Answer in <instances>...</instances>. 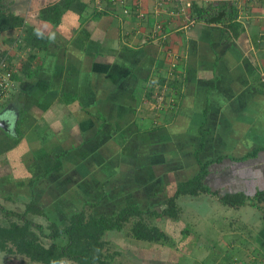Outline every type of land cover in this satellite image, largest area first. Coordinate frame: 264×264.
Listing matches in <instances>:
<instances>
[{"label": "crops", "instance_id": "1", "mask_svg": "<svg viewBox=\"0 0 264 264\" xmlns=\"http://www.w3.org/2000/svg\"><path fill=\"white\" fill-rule=\"evenodd\" d=\"M57 1L26 0L30 5L27 17L20 13L24 7L17 5L18 0L11 7L24 17L26 24L40 31L42 26L49 38L46 49L36 50L30 75L21 72L20 66L16 79L20 90L14 89L9 97L10 101L15 94L19 96L22 105L16 118H20V123L31 113H36L37 119L44 118L40 123L41 128H46L38 136L33 129V138L41 143L52 136L61 140L58 145L62 147L81 142L92 159L87 177L94 176V185H99L100 177L104 178V184L109 183V190L116 197L120 191L127 195L159 185L161 177L174 174L177 181L184 180L180 177L189 172L186 162H193L187 160L199 147L198 126L204 122L203 130L208 133L198 153L202 161L223 154L241 157L262 147L253 158L237 162L226 158L221 164H213L211 173L213 168L216 173L209 176V182L222 191H244L250 195L264 189V88L253 80L258 75L264 81V0H230L238 8L237 20L242 30L225 37L221 24L191 19L189 8L181 11L172 0H116L108 14L100 17L93 16L98 0H75L62 13L58 24L41 19L40 10ZM194 1L207 4L226 0ZM105 4L106 0H101L98 6ZM83 6L87 8L86 15ZM13 30L18 35H8L12 39V43L6 42L8 49L13 57L20 53L19 59H25L30 50L26 48V54L19 47L21 42L16 39H20V29L0 33ZM82 77L94 78L93 82H86L88 88L82 85ZM160 77L166 80L162 86L157 82ZM146 78V84L155 92L167 88L174 95L168 101L169 119L160 129L142 133L138 126L151 123L137 117L132 108L139 103L136 88ZM26 105L32 110H28V115ZM2 139L6 151L25 152L20 139L14 141L13 147L10 135L0 133ZM176 145L179 153L171 152L169 149L173 151ZM39 150L33 148L31 154ZM101 163L106 164V169L100 172ZM67 166L75 173L73 165ZM172 167L175 173L167 171ZM143 181L146 186H142ZM226 209L237 212L238 222L227 232L221 227L216 231L217 238L221 234L227 240H216L215 246L223 253L233 250L230 264H264V208ZM245 215L247 224L241 226L240 218ZM187 243L188 240L183 242L185 246ZM197 246L203 245L188 244L191 249ZM203 247L208 249L206 254L219 255L213 247ZM178 250L181 248L175 249ZM223 258L213 261L226 264Z\"/></svg>", "mask_w": 264, "mask_h": 264}, {"label": "trees", "instance_id": "2", "mask_svg": "<svg viewBox=\"0 0 264 264\" xmlns=\"http://www.w3.org/2000/svg\"><path fill=\"white\" fill-rule=\"evenodd\" d=\"M74 1L59 0L56 3L46 5L40 10L39 16L45 21L58 24L62 13ZM189 1L191 3L189 7L190 18L205 23L221 24L222 36H235L242 30L241 23L237 20L238 8L234 2L226 0L199 4L194 0ZM12 3L13 0H0V32L20 29L19 38L22 42L20 48H29L30 50L27 58L20 59L21 72L30 75L33 71L31 63L36 58V50L46 49L49 38L35 26L26 24L24 17L15 13L10 7ZM115 4L116 0H106L104 7L99 8L95 5L93 16L107 15L108 8L111 9L112 5ZM7 41L12 43V39H7ZM3 55L4 51H0V57ZM15 78H18V74H15ZM253 80L256 81L259 88H264V81H261L258 75ZM165 81L164 77L157 80L160 86ZM149 95L150 93L147 92V96ZM181 96L182 94L179 98ZM7 102L8 100L1 104L0 108L6 105ZM203 112L205 115L207 110L204 109ZM19 123L20 118L15 122L14 136L22 135V131L19 130ZM203 123L198 126L199 147L193 153L198 170L188 178L176 182L173 194L165 198V205L160 210L149 207L144 209L137 202H117L116 209L112 212L95 213L91 207L99 204V201L93 202L85 199L84 203L91 209L88 210L84 206L80 207V209L64 215L63 221L58 222L56 219L49 217L44 207L45 204L43 205L37 197L43 198L44 200L41 201L45 203L52 192L49 189L51 188L50 184L57 187L65 183L62 179L64 173L68 171L65 170V165L74 166L75 173L71 172V181L79 173L82 177L85 176L90 167L89 163L91 164L92 161L91 157L89 158L86 155L87 150L83 148V145H80V142L74 143V145L62 151L60 150L58 154L57 152H45L40 157L33 158L40 162V170L43 172H40L36 166H32L31 161L28 163L27 161H19L18 164L22 163V166L16 168V171L24 170L25 172L16 173L15 171L12 176L7 177V183L11 189L6 193L8 195L5 194L4 199L9 201L11 195L18 194V197L20 196L19 198L23 200V203L19 205L21 207L8 206L0 196V254L7 255L8 259H6L5 264H17L19 261L23 263L24 259L29 264H113V255L109 254L105 247L107 243L105 235L110 231L120 232L126 230L124 231L125 235L135 240L149 244L165 245L173 238L171 235L184 237L190 233L188 228L182 230V225L181 227L172 225L177 224L180 218L181 207L176 201L178 196L207 195L226 208L237 210L245 206H251L262 211V208H264V189H258L250 195L244 191H222L220 187H216L209 182V176L216 173L215 168L211 173L210 167L213 164H221L226 158L235 162L253 158L262 147L249 150L241 157L223 154L214 159L202 161L198 157V153L203 147L204 139L208 133L203 130ZM160 126L155 124L142 128L138 126V129L139 132L148 133V131L160 129ZM4 133L6 132L4 131ZM10 137L12 138L11 135ZM73 146L80 147V149ZM48 159L51 160L52 164L45 165L44 162ZM100 168V172L104 171L106 164L101 163ZM161 180V183H163V177ZM80 182L84 183L85 180H80ZM65 187L67 188L65 184L62 187L60 186L62 190H66ZM87 187L90 191H95L88 183ZM99 187L102 190L99 196L100 199L111 194L109 183L107 185L103 182ZM106 189L107 191H105ZM42 217L46 219V222L41 220ZM153 218L167 220L169 229L161 228L154 223ZM233 227L234 224L231 223L230 229ZM183 237L180 239H183ZM242 241L244 242V239ZM229 253H233V250H230ZM157 264H160V262Z\"/></svg>", "mask_w": 264, "mask_h": 264}, {"label": "rangeland", "instance_id": "3", "mask_svg": "<svg viewBox=\"0 0 264 264\" xmlns=\"http://www.w3.org/2000/svg\"><path fill=\"white\" fill-rule=\"evenodd\" d=\"M9 1V0H8ZM14 1V0H13ZM17 1V0H16ZM32 1V0H31ZM39 3H44L49 0H40ZM94 1V0H93ZM93 1L90 2V4H93ZM26 0H18L17 5L21 7V9H25L27 6V3H25ZM87 5V3H86ZM14 6V2L10 5V7ZM28 5L26 7V10H21L20 13H22L24 16H29L27 13ZM85 11L83 10V15L87 14V8L83 6ZM89 10V9H88ZM30 21V20H28ZM160 27V26H159ZM158 27V29H159ZM42 29L41 31L45 33L46 31L43 30L44 28L40 26ZM15 37L18 35V31H8L6 33H0V46L8 47L10 44L7 39L9 36ZM17 42H21L20 39H16ZM9 44H7V43ZM22 44L19 43V47ZM13 45H15V42L13 41ZM18 45V44H17ZM17 47V46H16ZM26 54L27 51L24 49ZM172 51V50H171ZM174 52V51H172ZM171 52V53H172ZM20 58V53H17L14 60L17 62ZM20 60V59H19ZM40 68V67H37ZM40 71V69H39ZM94 78H88V77H82V85H84V88H88L85 84L87 81L93 82ZM147 78L145 81H142L139 83V87L136 88L137 93V100L138 105L135 104V106L132 108L134 110V113L137 117L141 116L145 123L148 124L150 122V125H162L165 123L167 119H169L170 116V109H169V98H171L170 91L167 90V88H160L162 89V93L159 90L158 92H155L153 90L154 88L149 87L150 85L146 84ZM179 81V80H177ZM181 82V81H179ZM150 84V83H149ZM178 88V87H177ZM176 88V89H177ZM14 91H19L20 86L19 83L15 84ZM158 89V88H157ZM156 89V90H157ZM174 89V88H173ZM152 90V92H151ZM147 92L150 93L149 96H147ZM157 93V94H156ZM12 99V100H11ZM10 101L8 99V102L6 105L0 108V111L6 112L9 111L10 114H8L9 118H13L14 122L16 121V116L19 115V112L21 109L19 107L22 105L20 103L19 96L15 94V97L11 98ZM167 107V108H166ZM25 113L28 115V110L31 112L32 110L29 108L28 105L25 107ZM63 118V116L60 117V119ZM43 117H40L37 119L36 113H31L30 118L29 117H23L21 120V123L19 125V130L22 131V135L20 136H14L15 130L14 125L12 133L10 135L12 136L11 146L13 147L14 141L17 139H20L21 144L24 145L25 152L16 151L14 149H11L10 151H6L8 148L6 147V144L3 142V139L0 141V145H3L5 149L3 150L0 146V196L3 202H5L8 206L11 207H21L23 203V200H21L18 197V194L11 195L10 200L7 201L5 198V194L10 191V186L7 183V177L12 176V172L16 171V168L18 169L19 166L21 167V164H18L19 161H31L32 166H36L40 172H43L40 170L39 161L37 159H33L35 157H40L45 152H51L56 153L61 150L62 148L65 149L68 147L67 144H65V147L59 146L61 140H55L52 136L49 137V140H46L44 142L39 143L33 136H31L32 130H36V136L40 133V131L44 130L46 127L41 128L43 124ZM147 120V121H146ZM41 121V123H40ZM50 123H53V121H50ZM51 129V128H50ZM3 130L0 128V133ZM52 131V129H51ZM50 131V132H51ZM7 134V133H6ZM9 135V134H7ZM34 135V136H35ZM199 135V134H198ZM47 138V137H46ZM58 139H61L59 137ZM41 145V146H40ZM37 146H40V148H35ZM164 146V145H163ZM16 147V146H14ZM62 147V148H61ZM162 147V144L161 146ZM7 148V149H6ZM34 148V151L37 149H40L39 152L31 154L32 149ZM163 148V147H162ZM171 152H177L179 153L180 147L177 145L176 147H173V151ZM169 152V151H167ZM22 153V154H19ZM191 155V152L188 153ZM190 159L193 162H186L187 165V171L188 173H182V176L180 178L185 179L191 176L196 171V160L193 158V156H190L187 161H190ZM175 162V161H174ZM45 165L52 164L51 160L48 159L44 162ZM182 164V163H181ZM169 165V163H168ZM173 167L178 166L175 163H171ZM168 169L167 171H171L175 173V170ZM165 167H160V169H164ZM43 169V168H42ZM65 170L67 171L64 173V177L66 178V182L71 183H63L67 186L66 190H62L60 186L62 187L63 184L54 187L52 184H50L52 192L49 194L47 201L44 203L41 200H44L43 198L37 197L40 202L43 203L45 210L49 217L51 219H56L58 222L63 221L64 215H67L71 213L73 210L80 209V207H85L88 210L92 208V210L95 213H101V212H112L116 209L117 202L118 203H126V202H137L142 208H156L161 209L164 207V200L166 197L171 196L175 190L176 184L174 182H177V177L175 175H169L166 179L163 178V183L148 187V189L144 191H137L136 193H128L125 195V191H120L114 197V195H107V197H102L101 199L99 196L101 195V187H99L100 184H102L105 180L104 178L100 177L99 180H97V183L99 185H94V180L91 181V178L94 176L92 175L90 179L87 177V174L82 177V175L79 173L77 176H74V178L71 181V171L68 169V166L65 165ZM64 170V171H65ZM156 171V170H155ZM179 170H177L178 172ZM24 170L16 171V173H24ZM160 174V173H159ZM6 175H8L6 177ZM81 175V176H80ZM160 176V175H159ZM80 177V178H79ZM65 178H62L65 180ZM162 178V177H161ZM80 180H85L84 183L80 182ZM87 183L90 184L92 187V190L87 187ZM142 186H146L145 181L142 182ZM56 185V184H55ZM98 186V187H97ZM61 189V190H60ZM107 191V189L105 190ZM108 193V192H107ZM8 195V194H6ZM199 196V195H198ZM196 199H192L191 196L185 195V196H178L176 200L177 203L181 207L180 211V219L178 220L176 227L184 225L188 228L191 235L182 236L183 239H180L182 237L180 236H173L171 238L170 242H166L165 245H157V244H149L144 241L135 240L133 238L128 237L125 235L126 230L124 231H110L107 232L105 235L106 239V249L109 254L113 255V264H157L160 262V264H213L214 261L217 263L216 259L219 261L221 260V257L225 256L223 258L226 261V264H230L231 261V254L229 253L230 250H226L225 253L221 251V248H218V246H215L216 240H225V238L220 236L217 238L216 231L221 227L222 230H225V232L231 230V223L236 224L238 222L237 218L235 217V213L231 210H228L226 208H221V204H214L213 200L207 196L202 195L199 197H195ZM85 199L88 201H99V204L89 208L85 203ZM6 200V201H5ZM54 201V203H53ZM218 205V207H217ZM249 209V207H247ZM219 210V211H218ZM246 210V209H245ZM243 215V213H242ZM234 219V220H233ZM242 219V220H241ZM42 221L46 222L45 218H41ZM154 220V223L159 225L161 228H164L167 230L168 221L163 219H152ZM241 221H243L242 225L247 224L246 215L242 218H240ZM233 221V222H232ZM222 222L224 224H222ZM170 227V224H169ZM169 229V228H168ZM188 240L187 245L185 246L183 242H186ZM227 240V239H226ZM191 243L194 244H202L203 246L209 245V247H213L214 252H218L219 255H215V253H209L207 252V247L203 246H197L191 249L188 247V244ZM177 247H180L181 250H178V252L175 251ZM227 253V254H226ZM259 255V254H257ZM18 257V256H17ZM6 259H8L6 254H0V264H5ZM24 259V258H23ZM213 259H215L213 261ZM162 261V262H161ZM16 264V263H12ZM17 264H29L26 259L23 260V263L17 262ZM215 264V263H214Z\"/></svg>", "mask_w": 264, "mask_h": 264}, {"label": "built area", "instance_id": "4", "mask_svg": "<svg viewBox=\"0 0 264 264\" xmlns=\"http://www.w3.org/2000/svg\"><path fill=\"white\" fill-rule=\"evenodd\" d=\"M178 6V8L184 11L186 8L190 7L189 0H172ZM101 0L96 3L97 7ZM0 51H4V55L0 57V105L9 99L10 94L14 90L16 84L15 74L19 72L21 62L18 59L16 62L15 57L12 56L8 47L6 49L0 48ZM16 56V55H15ZM157 94V93H156Z\"/></svg>", "mask_w": 264, "mask_h": 264}, {"label": "water", "instance_id": "5", "mask_svg": "<svg viewBox=\"0 0 264 264\" xmlns=\"http://www.w3.org/2000/svg\"><path fill=\"white\" fill-rule=\"evenodd\" d=\"M10 114L9 111H6L5 113L0 111V128L5 131L6 133H12L13 125L15 127L14 119L9 118L8 114Z\"/></svg>", "mask_w": 264, "mask_h": 264}]
</instances>
